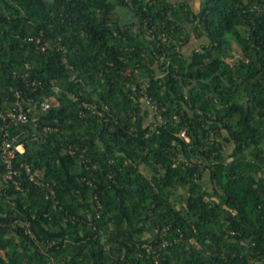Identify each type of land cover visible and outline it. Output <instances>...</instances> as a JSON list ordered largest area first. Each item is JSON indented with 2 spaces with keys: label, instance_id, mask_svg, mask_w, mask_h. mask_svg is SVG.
<instances>
[{
  "label": "trees",
  "instance_id": "16d2710c",
  "mask_svg": "<svg viewBox=\"0 0 264 264\" xmlns=\"http://www.w3.org/2000/svg\"><path fill=\"white\" fill-rule=\"evenodd\" d=\"M193 1L0 0V264L264 262V0Z\"/></svg>",
  "mask_w": 264,
  "mask_h": 264
},
{
  "label": "built area",
  "instance_id": "2783aa9c",
  "mask_svg": "<svg viewBox=\"0 0 264 264\" xmlns=\"http://www.w3.org/2000/svg\"><path fill=\"white\" fill-rule=\"evenodd\" d=\"M17 99L15 101L16 104H19L18 108L9 109L5 117L9 119L7 121V125L9 126L12 123H17L19 121H26L28 119V112L33 111V105H35V102H33L32 98H28V101L22 96L21 91H16ZM28 102V106L27 103ZM41 106L44 109H47L51 107L52 101L48 99L41 100ZM26 106V107H25ZM18 109V110H17ZM9 131H5V134L3 135L2 139L0 140V156L1 159L6 164L7 170H5V176L10 178L14 177V172H17L14 169V158L17 155L18 151H24L25 150V143L24 142H16L17 137H9L8 135ZM17 181V179L15 180ZM264 264V262H262Z\"/></svg>",
  "mask_w": 264,
  "mask_h": 264
},
{
  "label": "rangeland",
  "instance_id": "374dc122",
  "mask_svg": "<svg viewBox=\"0 0 264 264\" xmlns=\"http://www.w3.org/2000/svg\"><path fill=\"white\" fill-rule=\"evenodd\" d=\"M195 4V8H198V4L197 1H193ZM204 37H198L195 31H192L191 36H190V41L187 42L184 46L183 49L185 52L189 53L191 52L195 47H199L201 46L202 42H203ZM240 55H242V51L240 49V47L234 43V55L232 57H229L230 60H235L237 59ZM153 115L151 114L150 117H152ZM231 146L228 147V150H230ZM205 178H208V175L205 176Z\"/></svg>",
  "mask_w": 264,
  "mask_h": 264
}]
</instances>
